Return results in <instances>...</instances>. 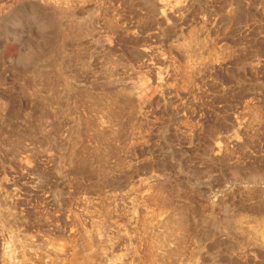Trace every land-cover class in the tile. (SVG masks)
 Listing matches in <instances>:
<instances>
[{"label": "rangeland", "instance_id": "374dc122", "mask_svg": "<svg viewBox=\"0 0 264 264\" xmlns=\"http://www.w3.org/2000/svg\"><path fill=\"white\" fill-rule=\"evenodd\" d=\"M261 224L264 0H0V264H264Z\"/></svg>", "mask_w": 264, "mask_h": 264}, {"label": "bare ground", "instance_id": "6f19581e", "mask_svg": "<svg viewBox=\"0 0 264 264\" xmlns=\"http://www.w3.org/2000/svg\"><path fill=\"white\" fill-rule=\"evenodd\" d=\"M255 228V227H254ZM253 228V229H254ZM256 230H258V228H256ZM254 231V230H253ZM259 232H258V234L260 233V235H261V237L264 239V224H261V227L259 228V230H258ZM255 233V232H254ZM256 234V233H255ZM260 237V238H261ZM263 241V240H262ZM154 263V262H153ZM152 264V263H151Z\"/></svg>", "mask_w": 264, "mask_h": 264}]
</instances>
